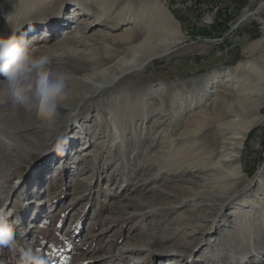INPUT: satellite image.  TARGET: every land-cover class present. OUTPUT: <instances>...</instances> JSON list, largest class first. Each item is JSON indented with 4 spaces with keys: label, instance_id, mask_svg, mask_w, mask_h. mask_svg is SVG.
I'll use <instances>...</instances> for the list:
<instances>
[{
    "label": "rangeland",
    "instance_id": "374dc122",
    "mask_svg": "<svg viewBox=\"0 0 264 264\" xmlns=\"http://www.w3.org/2000/svg\"><path fill=\"white\" fill-rule=\"evenodd\" d=\"M16 1L0 0V35L27 40L31 52L33 43L47 39L51 49L45 48L43 53H50V66L65 74L76 68V58L101 55L103 42L112 41L94 35L98 28L113 30L116 35L127 23L113 29L109 25L85 26L79 19L83 12L78 10L81 13L76 15V0H67L64 16L78 30L39 39L37 35L29 37L28 30L38 31V35L50 26L56 30L54 23L63 1L54 0L47 15L42 11L30 22L14 27L8 15L21 0ZM26 2L30 5L33 0ZM95 4L102 0H95L91 11ZM263 4L264 0H118L115 8L133 6L144 13L139 14L136 25L147 23L148 11L164 8L176 28L173 37L178 44L96 97L83 98L79 108L87 102L94 109L81 114L62 133L67 136L75 129L76 136L91 129L84 140L73 145L72 155L66 152L62 167L60 160L52 165L60 157L55 149L59 135L46 158H25L18 164L8 133L0 134V161H7L0 170L4 173L0 197L13 213L18 238L38 249L47 264H264V122L256 124L254 133L244 140L239 152L243 171L230 189L227 182L220 187L219 182L204 181L209 170L201 171V157L210 149L212 131L195 130L199 124L191 123L193 111L218 117L225 113L222 104L213 106L217 88L232 85L234 88L221 95L232 103L239 99L243 87L253 88L263 78ZM97 11L92 14L97 16ZM67 32L69 40L57 42ZM54 46L61 48L55 53ZM70 50L72 53H67ZM228 72L233 77L226 80ZM216 73L220 78H214ZM109 101L130 104L131 111L124 114L106 107ZM260 111L264 114V105ZM101 115L107 121L93 128L101 122ZM1 119L0 126L14 125L5 117ZM89 145L90 154L83 158L80 151ZM5 182L13 189L7 191ZM204 189L239 191L241 195L231 209L216 196L218 204L210 197L195 196ZM134 203L154 209L137 217L143 211L134 208ZM243 211L248 214L241 221ZM138 232L145 235L134 238ZM151 241L157 244L153 246ZM140 245L143 251L134 252ZM14 261L12 252L0 247V264Z\"/></svg>",
    "mask_w": 264,
    "mask_h": 264
},
{
    "label": "bare ground",
    "instance_id": "6f19581e",
    "mask_svg": "<svg viewBox=\"0 0 264 264\" xmlns=\"http://www.w3.org/2000/svg\"><path fill=\"white\" fill-rule=\"evenodd\" d=\"M62 1L63 2L57 11V13L61 14L58 17V21L54 23L57 25L56 30L51 29L53 26H50L47 31H45V28L43 29L44 31L42 30V32L38 35V31H30V28V30H28L29 37L37 35L39 39H41L46 38L55 32L57 33L67 30H72L71 32H73L78 30L77 26L73 27L70 25V22H67V17L64 16V10L68 1ZM117 2L118 0H102V4H95L93 6V10L97 11V9H100V11H97V16H95L94 13L92 14L93 10L91 11L89 8L93 3H95V0H76L75 10L78 12L76 15L80 14V11L83 12L79 19L81 23H85V26L89 24L93 27L97 24L102 26L109 25L111 26L110 28L113 29L123 22L127 23L124 25V30L122 29V31L116 35L112 34L113 30H108L106 28L99 30L98 28L94 35H101L103 40L111 38L112 41L103 42L104 50L101 49V55H94L95 57L90 59H84V56L76 58L77 60L75 63H78L76 68L70 69L66 73L69 88L74 92L70 91L69 99L66 101L65 106L61 109L62 115L58 124V131L43 125L36 118L33 112L25 111L21 107L13 106L10 102L0 100V119L5 117L8 121L11 120L14 124L13 126H8L7 124L0 126V134L3 135L4 133H8V135H6L11 139L10 147L12 148L13 146L14 156L18 159V164L25 158L26 160H33V158L43 160L48 156L51 145L54 143L57 136L65 130V127H68L76 120V118H79L81 114L94 109L93 105L87 102H84L82 107L79 108L83 98H87L89 96L91 98L96 97L97 94H101L106 88L115 86L124 75H127L131 71H138L145 68L156 58L167 55L170 49L173 48L174 45L178 44V41L175 40L176 38L173 37L174 32H176V28L170 19V15L164 8L159 6L155 7L157 9L154 10V12H152V10L148 11L145 17L149 19L147 23L143 22L141 25H136L135 22L139 18L140 12L135 11L133 6L131 8L127 7L126 9L119 10L114 6ZM102 5H104V7L101 8ZM1 6H5V4L3 3ZM53 7L54 0H33L30 5L26 2V0H21L17 5L11 7L8 18L11 20L12 26L20 27L24 25L25 22H30L35 19L38 16V13H41L42 11H46L45 13L47 15L48 8L53 9ZM86 7H88V9H86ZM84 10H87L88 12L84 13ZM89 14L90 16L88 17ZM74 15L70 17L74 18ZM46 17L51 18L52 16ZM60 18H62V21H60ZM65 21L67 24L64 25L61 23ZM65 40H69L68 32L64 37L58 38L57 42L61 43ZM47 41L48 40L46 39L33 43L34 48L32 53L35 55L43 54L49 56L50 53H47V51V54L43 53V51L46 50L45 48L51 49L50 47H47ZM26 43L28 44V41ZM60 48L61 47L59 46H54L53 51L56 53V51ZM67 53H72V50ZM66 56L67 55L64 54V57ZM220 73H216L214 78H220ZM229 73L230 72L226 73V80L229 78L232 79L233 77H230L228 75ZM204 82H206L205 79ZM237 83L238 82H234V84ZM238 86L239 84H237L235 89H238ZM241 86L239 88H241ZM227 88L234 87L232 85H227V87L222 86L217 88L214 90L216 95H214L215 97L213 98V106L222 104L225 108V113H220V116L218 117L216 115H211L209 112L201 111V113L200 111H193L191 115L195 117L191 120V123L192 125L199 124V126H196L195 130L205 128L212 131L208 136L211 143L210 149L204 152L201 157V162H204L202 167H200L201 171L209 170L207 172L208 174L206 173V177L203 178L204 181H206V184H210L209 182L213 183L214 181L219 182L220 187H222V183L227 182L225 186L229 185L230 189V186L234 184L232 182L237 180V178H240V173L243 171L240 163L241 154H239V152H241L244 140L256 124L264 122V114L260 111L261 107L264 105V75L255 87L249 88L248 85L245 88L243 87L241 90L242 93L238 97L239 99H236L232 103H228V99H225L226 96H224V98L221 96L224 95ZM77 89H82L84 91L80 92ZM106 107L115 108L118 111H122L124 114H126L125 112L127 111H131L130 104L123 105L112 101L106 103ZM138 109L139 107L137 110ZM227 112L232 114L231 118ZM108 113L109 118L113 120L111 112ZM101 119V122H98L100 125L96 122L97 124L93 128L96 129L98 126H102V124H105L107 121L103 115H101ZM1 122L3 123L2 119ZM11 126L12 128H10ZM76 127L77 126L74 125V128ZM115 127L117 129L120 128L119 123L115 125ZM72 128L73 126L70 130ZM90 129L91 127L87 128V130L83 133H77L76 136H73V131L75 129L69 131L66 136L68 138V142L64 145V151L62 154L58 151L60 157H58L52 165L56 164L57 161L60 160L58 162H61L62 167L66 159V152H69L70 155H72L73 145L84 140L85 137L89 135ZM89 147L90 145L80 151V154L84 155L83 158L90 154V152L87 151V148ZM70 155L68 157H71ZM204 155H206L205 158L203 157ZM6 162L0 161V170L3 169ZM75 162L76 159L73 161V166H75ZM71 166L72 165H67V168ZM190 171H193V169ZM3 176L4 173L0 171V178ZM5 188L9 191L13 189V185L7 182ZM208 189H211V187H208ZM208 189L199 191L195 194V196L199 198L207 196L213 200H215L214 197L216 196V198H220L218 201H222L221 204H224L226 208H231V204L234 203L241 195L239 194V191L231 192L229 190L228 193L222 191L217 193L214 189L207 191ZM136 207L143 211L138 214L137 217H144L146 214L151 213L154 209V207H149V204L145 203H141L139 205L134 203V208ZM233 214L234 213L231 212L230 216H233ZM247 214V211L240 212L239 216L241 217V221L247 217ZM244 221L246 222V220ZM137 234L138 235L134 238H141L145 235L144 232H138ZM145 240L147 241L148 238ZM151 244L154 246L157 243H152L151 241ZM143 248L144 247L140 245L138 248H133V251L140 252L139 250L143 251Z\"/></svg>",
    "mask_w": 264,
    "mask_h": 264
},
{
    "label": "clouds",
    "instance_id": "9594fccd",
    "mask_svg": "<svg viewBox=\"0 0 264 264\" xmlns=\"http://www.w3.org/2000/svg\"><path fill=\"white\" fill-rule=\"evenodd\" d=\"M48 55H35L23 39L0 35V100L33 112L45 126L59 130L61 109L70 96L68 77L54 70ZM68 138L60 133L55 149L61 154ZM0 247L8 248L15 257L14 264H46L38 249L25 245L0 197Z\"/></svg>",
    "mask_w": 264,
    "mask_h": 264
},
{
    "label": "trees",
    "instance_id": "16d2710c",
    "mask_svg": "<svg viewBox=\"0 0 264 264\" xmlns=\"http://www.w3.org/2000/svg\"><path fill=\"white\" fill-rule=\"evenodd\" d=\"M254 131H255V130H252V131L249 133V135H250V134L252 135V133H254ZM7 249H8V248L3 247V252H6Z\"/></svg>",
    "mask_w": 264,
    "mask_h": 264
},
{
    "label": "snow or ice",
    "instance_id": "6c2138e0",
    "mask_svg": "<svg viewBox=\"0 0 264 264\" xmlns=\"http://www.w3.org/2000/svg\"><path fill=\"white\" fill-rule=\"evenodd\" d=\"M4 209H0V213H3Z\"/></svg>",
    "mask_w": 264,
    "mask_h": 264
}]
</instances>
